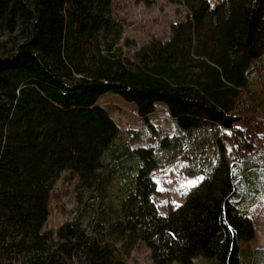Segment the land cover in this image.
Listing matches in <instances>:
<instances>
[{
	"label": "trees",
	"instance_id": "16d2710c",
	"mask_svg": "<svg viewBox=\"0 0 264 264\" xmlns=\"http://www.w3.org/2000/svg\"><path fill=\"white\" fill-rule=\"evenodd\" d=\"M180 1L186 20L128 59L112 0H0V264H128L138 240L154 264H194L199 255L239 264V242L255 237L256 198L237 197L235 182L264 173V152L229 165L216 144L219 128L226 138L242 120L249 78L264 75V0ZM106 92L134 102L146 123L164 102L180 127L159 146L124 147L122 160L136 158L137 168L111 214L95 210L121 175L120 126L97 104ZM107 151L115 159L103 167ZM179 157L188 159L184 175L203 179L163 215L150 198L152 172ZM63 172L92 191L51 234L44 227ZM95 218L106 226L101 237Z\"/></svg>",
	"mask_w": 264,
	"mask_h": 264
},
{
	"label": "rangeland",
	"instance_id": "374dc122",
	"mask_svg": "<svg viewBox=\"0 0 264 264\" xmlns=\"http://www.w3.org/2000/svg\"><path fill=\"white\" fill-rule=\"evenodd\" d=\"M217 1L212 0V5ZM187 14L188 10L180 0H112V15L124 22L119 44L128 59H134L136 52L153 38L167 40L171 35V24L186 20ZM1 38L6 39V36ZM260 67H264V54L260 58ZM97 104L105 106L120 126L119 135L115 139L117 154L126 146L129 150L159 146L165 136L171 137L180 132L179 125L170 117L164 102L155 103V112L149 115L148 123L137 114L135 103L123 99L118 93L102 94ZM238 110H241L242 120L235 124L237 129H227L228 137L225 138L219 128L221 142L216 144L218 151L222 147L225 149L229 165L240 162L247 155L264 152V75L259 71L249 78L248 87L239 99ZM120 157L117 169L121 175L107 187L106 199L99 206L98 201L95 204L97 213L104 210L109 214L113 207H119L131 186L130 175L136 171L137 160L124 161L123 155L120 154ZM210 158H213V153ZM114 159L110 151H107L102 156V166L112 163ZM187 163V158L179 157L165 168L152 172L156 187L150 198L157 211L163 215L182 204L188 193L203 179V175H184L182 168ZM190 182H194V186ZM235 189L237 197L244 195L256 198L255 203L249 205V214L254 218L255 237L247 243L239 242V264H264V173L247 174L235 182ZM91 191L78 186L76 176L69 177L68 172H63L53 184L50 215L44 229L54 234L61 224L71 220L83 209ZM89 220L90 214L86 212L82 218L83 225ZM99 220L92 219V228L93 234L101 237L106 226ZM53 239L56 238L53 236ZM126 260L128 264H154L151 249L142 240L137 241ZM194 264H214V258L199 255L195 257Z\"/></svg>",
	"mask_w": 264,
	"mask_h": 264
},
{
	"label": "snow or ice",
	"instance_id": "6c2138e0",
	"mask_svg": "<svg viewBox=\"0 0 264 264\" xmlns=\"http://www.w3.org/2000/svg\"><path fill=\"white\" fill-rule=\"evenodd\" d=\"M190 183H193V186H194V182H190Z\"/></svg>",
	"mask_w": 264,
	"mask_h": 264
}]
</instances>
